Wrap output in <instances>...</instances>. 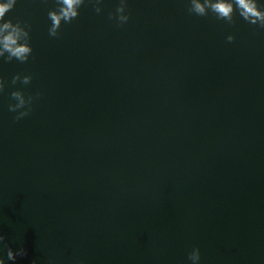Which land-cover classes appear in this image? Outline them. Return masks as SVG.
Wrapping results in <instances>:
<instances>
[{"label": "water", "instance_id": "95a60500", "mask_svg": "<svg viewBox=\"0 0 264 264\" xmlns=\"http://www.w3.org/2000/svg\"><path fill=\"white\" fill-rule=\"evenodd\" d=\"M119 4L86 3L58 37L56 0L5 17L30 25L33 53L0 58V258L264 264V28L190 0H127L121 26ZM14 91L40 93L20 120Z\"/></svg>", "mask_w": 264, "mask_h": 264}, {"label": "clouds", "instance_id": "9594fccd", "mask_svg": "<svg viewBox=\"0 0 264 264\" xmlns=\"http://www.w3.org/2000/svg\"><path fill=\"white\" fill-rule=\"evenodd\" d=\"M16 3L17 0H0V58L7 56L9 62L15 59L21 63H26L33 53L30 25L21 22L13 23L12 20L5 22L6 15L14 9ZM86 3H91L97 14L103 12L101 7L103 0H56L57 8L48 12V18L51 21L49 35L58 37L62 25L64 23L70 24L78 19L79 10ZM126 10L127 0H120L116 14L110 15L109 19L118 20L122 26L130 19V16L125 14ZM187 10L190 14L201 17H206L211 13L218 20L226 21L229 24L235 23V16L238 13L247 23L264 28V4L258 3V0H190V6ZM227 40L232 43L235 41V36L229 35ZM32 79L33 77L30 75H16L11 83L15 85L20 82L23 85H29ZM5 88V81L0 78V93H3ZM39 96L40 93H37L35 97H26L23 91H14L11 93V99L15 100L16 103L9 104V111L18 112L21 109H27L26 111H19L16 120H20L31 113V105ZM5 239L4 235H0V244H3ZM26 255L27 251L24 248H20L18 251H13L11 248L7 249V259L11 261H16L18 256L24 257ZM188 259L192 261V264H199L200 249L194 248ZM0 264H5V260L0 258ZM32 264H37V261L34 260Z\"/></svg>", "mask_w": 264, "mask_h": 264}]
</instances>
